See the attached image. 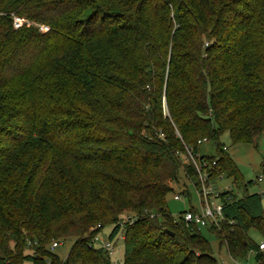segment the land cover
<instances>
[{"label":"trees","instance_id":"1","mask_svg":"<svg viewBox=\"0 0 264 264\" xmlns=\"http://www.w3.org/2000/svg\"><path fill=\"white\" fill-rule=\"evenodd\" d=\"M223 133L264 135V0H0V264H111L92 242L105 226L123 264H218L166 196L179 172L198 189L186 149L211 182L238 184ZM218 199L223 220L204 229L261 261V195ZM69 239L64 260L47 250Z\"/></svg>","mask_w":264,"mask_h":264},{"label":"rangeland","instance_id":"2","mask_svg":"<svg viewBox=\"0 0 264 264\" xmlns=\"http://www.w3.org/2000/svg\"><path fill=\"white\" fill-rule=\"evenodd\" d=\"M29 27L39 30V25L28 22ZM41 32V31H40ZM45 33V32H43ZM218 143L221 147H224L226 153L230 156L234 162L238 173L240 175V181L237 185L232 183V180L222 176L216 179L212 183V187L215 192L224 193L230 191L236 196L248 194H260L264 203V135L260 136L254 143L249 144H237L232 145L227 133H223ZM199 155L202 157H213L216 155V149L213 142H202L198 148ZM179 159L182 164H188L186 160V154H179ZM178 184L173 185V192L166 196V205L173 218L177 219L179 214L189 211V209H198V198L195 193V189L191 182L186 181L183 178V174H178ZM261 178L260 181L258 179ZM183 191H187L188 198H183L180 201H175L173 196L175 194H181ZM112 229V226H105L96 234V241L94 246L100 248V243L109 242L108 235ZM201 235L208 242L213 258L218 264H264V258L257 262L255 260V254L252 250L248 249L245 256L240 259H231L227 254L224 247H219L215 238L207 232L204 228L200 229ZM250 242L258 246L264 244V232L250 228L248 231ZM72 239L58 243V246L52 248V245L47 246V250L53 253L59 258L64 260L71 245ZM113 247L112 254L109 255L111 264H123V240L121 234H118L112 241H110ZM25 253L29 252V248L24 250ZM264 253V251H263ZM45 264H50L49 261H45ZM29 264V263H24Z\"/></svg>","mask_w":264,"mask_h":264},{"label":"built area","instance_id":"3","mask_svg":"<svg viewBox=\"0 0 264 264\" xmlns=\"http://www.w3.org/2000/svg\"><path fill=\"white\" fill-rule=\"evenodd\" d=\"M22 26L29 27V23L22 18L13 17L12 27L14 30L20 29ZM39 31L47 32L48 28L45 26H39ZM205 142L201 141L198 144ZM186 160L187 163L191 164L195 169L198 177V189L195 193L198 198V209H189L181 214L182 221L187 224L196 227L197 229H202L205 227H219V223L222 222V205L218 199V192H215L212 183L208 179V174L205 171L207 164L203 161L200 162L198 156L193 155L190 149H186ZM214 165V162L212 163ZM221 178V177H220ZM261 178L258 179L260 181ZM187 196L183 193L175 194L173 199L175 201H180ZM96 241V236L93 237V245ZM58 244H52V248L57 247ZM108 256L112 254L113 247L110 241L106 243H100V248ZM258 251H264V244L258 245Z\"/></svg>","mask_w":264,"mask_h":264}]
</instances>
